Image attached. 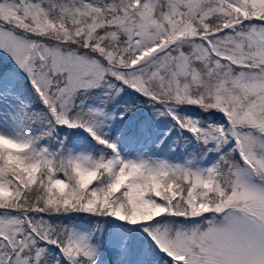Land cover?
Returning a JSON list of instances; mask_svg holds the SVG:
<instances>
[{"label":"snow or ice","instance_id":"6c2138e0","mask_svg":"<svg viewBox=\"0 0 264 264\" xmlns=\"http://www.w3.org/2000/svg\"><path fill=\"white\" fill-rule=\"evenodd\" d=\"M0 54V264H264V0H0Z\"/></svg>","mask_w":264,"mask_h":264},{"label":"rangeland","instance_id":"374dc122","mask_svg":"<svg viewBox=\"0 0 264 264\" xmlns=\"http://www.w3.org/2000/svg\"><path fill=\"white\" fill-rule=\"evenodd\" d=\"M6 63H8V62L7 61H4L2 54H0V65H3V64H6Z\"/></svg>","mask_w":264,"mask_h":264}]
</instances>
